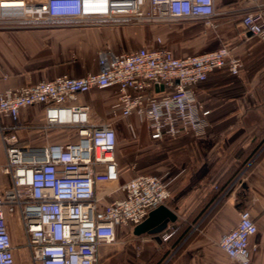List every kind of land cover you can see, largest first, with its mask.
Returning <instances> with one entry per match:
<instances>
[{"label":"built area","instance_id":"built-area-1","mask_svg":"<svg viewBox=\"0 0 264 264\" xmlns=\"http://www.w3.org/2000/svg\"><path fill=\"white\" fill-rule=\"evenodd\" d=\"M21 1L20 7L0 1V27H150L201 21L206 28H217L214 0ZM247 1L250 9L240 26L264 42V6L261 0ZM242 66L225 46L184 58L166 48L121 54L104 50L98 56V73L81 78L62 75L1 92L0 144L5 160L0 165V264H17L14 226L21 229L30 264H100L99 247L117 243L119 227L135 228L164 206L174 180L165 172L120 183L113 119L135 116L154 141L187 134L200 139L207 133L210 111L197 100L195 87L216 71L236 76ZM112 86L118 87V100L110 109V120L100 125L90 123L89 107L70 105L80 94ZM34 106L44 108L48 127H71L76 141L18 144L20 111ZM99 192L120 198L100 208ZM256 231L250 211L242 210L218 247L235 264H254L250 239ZM175 233L172 230L162 240Z\"/></svg>","mask_w":264,"mask_h":264},{"label":"crops","instance_id":"crops-1","mask_svg":"<svg viewBox=\"0 0 264 264\" xmlns=\"http://www.w3.org/2000/svg\"><path fill=\"white\" fill-rule=\"evenodd\" d=\"M260 3L264 6V0ZM214 7L216 30L201 21L150 27H0V93L62 75L81 78L98 73V56L104 50L121 54L166 48L184 58L225 46L242 61L238 75L216 71L195 87L197 100L210 111L207 133L200 139L187 134L154 141L135 116L113 119L119 182L170 173L171 198L164 206L176 221L157 235L135 236L134 228L119 227L117 243L99 247L100 264H235L218 241L235 226L242 210L250 211L257 226L250 239V260L264 264V42L240 26L250 9L247 0H214ZM118 96L116 86L93 89L70 105L89 107L90 123L100 125L110 120ZM19 121L21 145L77 139L71 127H48L42 106L22 109ZM98 197L102 208L120 194L109 198L99 192ZM172 230L178 232L164 242Z\"/></svg>","mask_w":264,"mask_h":264},{"label":"water","instance_id":"water-1","mask_svg":"<svg viewBox=\"0 0 264 264\" xmlns=\"http://www.w3.org/2000/svg\"><path fill=\"white\" fill-rule=\"evenodd\" d=\"M176 216L165 206H160L151 211L145 221L137 225L133 234L140 236L143 234L157 235L166 230L169 223H174Z\"/></svg>","mask_w":264,"mask_h":264},{"label":"rangeland","instance_id":"rangeland-1","mask_svg":"<svg viewBox=\"0 0 264 264\" xmlns=\"http://www.w3.org/2000/svg\"><path fill=\"white\" fill-rule=\"evenodd\" d=\"M9 1H20V0H9ZM4 160H5L4 151L0 144V165L4 163ZM184 232H187V231H184ZM12 234H13V242L15 244V255L17 256L16 263L17 264H30L28 251L23 246V237H22V232H21L20 227L14 226L12 228Z\"/></svg>","mask_w":264,"mask_h":264},{"label":"bare ground","instance_id":"bare-ground-1","mask_svg":"<svg viewBox=\"0 0 264 264\" xmlns=\"http://www.w3.org/2000/svg\"><path fill=\"white\" fill-rule=\"evenodd\" d=\"M4 3H7L6 6L7 7H20L21 6V0L20 1H3ZM17 15H20V13H16Z\"/></svg>","mask_w":264,"mask_h":264},{"label":"trees","instance_id":"trees-1","mask_svg":"<svg viewBox=\"0 0 264 264\" xmlns=\"http://www.w3.org/2000/svg\"><path fill=\"white\" fill-rule=\"evenodd\" d=\"M177 232H178V231H177ZM177 232H176V233H177ZM186 233H187V232H186ZM186 233H183V234H186ZM182 237H183V235H182L180 238H182Z\"/></svg>","mask_w":264,"mask_h":264}]
</instances>
